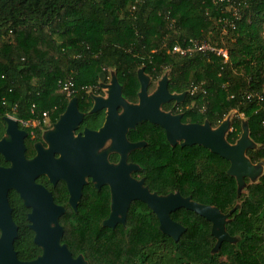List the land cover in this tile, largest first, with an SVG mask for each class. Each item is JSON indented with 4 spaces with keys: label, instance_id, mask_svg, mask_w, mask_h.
<instances>
[{
    "label": "trees",
    "instance_id": "obj_1",
    "mask_svg": "<svg viewBox=\"0 0 264 264\" xmlns=\"http://www.w3.org/2000/svg\"><path fill=\"white\" fill-rule=\"evenodd\" d=\"M191 38L226 49L229 60L172 52ZM140 67L156 78L168 74L178 92L202 84L207 93L200 90L190 99L191 117L201 122L217 127L237 112L230 143L242 136L243 114L258 144L247 156L255 164L264 160V99L246 97H264V0H0V138L10 114L42 118L56 105L65 107L59 80L72 76L81 89L98 85L113 69L124 87L134 88ZM229 167L208 148L191 147V198L223 213L235 209L226 229L237 240L217 252L212 222L189 210L181 221L191 238L163 240L171 254L164 252L162 259L147 251L156 242L151 240L102 238L97 245L66 235L63 242L87 264H264V174L255 182L246 178L239 194ZM9 197L19 227L15 250L20 260H34L42 248L29 228V209L15 191Z\"/></svg>",
    "mask_w": 264,
    "mask_h": 264
},
{
    "label": "flooded vegetation",
    "instance_id": "obj_2",
    "mask_svg": "<svg viewBox=\"0 0 264 264\" xmlns=\"http://www.w3.org/2000/svg\"><path fill=\"white\" fill-rule=\"evenodd\" d=\"M141 70L146 80L144 90ZM114 76L117 77L112 69L98 85L81 89L75 86L72 95L59 90L67 104L61 109L58 105L51 108L46 117L20 119L11 114L6 117L18 123L22 132L18 138H23L27 159L43 155L44 168L36 183L64 209L59 216L64 229L63 244L66 235L92 239L97 245L102 238L151 240L156 242L148 243L147 251L162 256V241L175 240V236L162 229L160 198L180 194L191 199L193 145H184L186 139L180 137V128L209 121L191 117V89L173 90L168 74L156 78L146 67H140L136 80L133 79L137 87H124L117 77L121 92L109 87ZM164 76L168 77L166 93L159 90ZM73 99H76L73 112L57 128ZM163 123L172 131L173 140ZM5 124L0 141L8 137L6 121ZM11 165L0 152V166ZM12 191L21 198L14 189L9 196ZM26 207L28 218L32 208ZM185 210L188 209L170 213V218L185 228L179 240L191 238V230L184 224ZM111 217L113 226H106Z\"/></svg>",
    "mask_w": 264,
    "mask_h": 264
},
{
    "label": "water",
    "instance_id": "obj_3",
    "mask_svg": "<svg viewBox=\"0 0 264 264\" xmlns=\"http://www.w3.org/2000/svg\"><path fill=\"white\" fill-rule=\"evenodd\" d=\"M139 75L144 90L146 80L143 70L140 71ZM167 86L168 77L164 76L159 90L166 93ZM109 87L118 92H121L122 89L116 76H114ZM75 106L76 99H73L68 110L57 123V128L64 125ZM5 121L8 137L0 141V152L12 165L10 167L0 166V264H86L82 255L75 257L67 244L62 243L64 229L59 223V216L63 214L64 209L55 204L52 195L43 186L36 183V177L43 172L44 160H41L43 155L33 160L27 159L25 156L26 148L23 138H21L22 132L18 130V123L10 117H5ZM152 121L161 123L158 119H152ZM229 126V121L222 122L215 129L209 122L181 126L182 134L180 137L186 139L184 145H202L227 159L230 162L228 173L236 178L238 192L241 194L242 188L246 185V178L256 179L262 174L261 169L257 168L247 156V150L254 147V141L249 137L248 125L246 124L242 136L234 144L230 143L226 137ZM166 128L169 138L173 140L172 131L168 126ZM19 134L21 135L20 138H18ZM12 189L20 194L26 206L32 208V212L28 214L29 227L35 232L34 241L42 248V254L31 261L20 260L15 250L19 227L13 219L12 207L9 202V191ZM180 208L194 211L212 222V234L217 239L215 252L219 251L224 242L237 240L226 229L228 219L235 209L229 213H223L216 206L203 204L192 198H184L180 194H176L160 198L158 209L163 231L169 235H174L176 241L184 233L185 228L174 222L170 218V213ZM236 208H239V205ZM112 221L113 218L111 217L105 222V225L113 226Z\"/></svg>",
    "mask_w": 264,
    "mask_h": 264
},
{
    "label": "built area",
    "instance_id": "obj_4",
    "mask_svg": "<svg viewBox=\"0 0 264 264\" xmlns=\"http://www.w3.org/2000/svg\"><path fill=\"white\" fill-rule=\"evenodd\" d=\"M234 10V15L236 18H239V13L237 7L233 8ZM172 52L177 53L183 57H191L192 55L196 53H203L205 55H210V54H215L218 56H221L225 62L229 60V53L226 49L223 48H218L212 44H210L207 41H200L198 39L191 38L189 39L185 45L176 43L172 47ZM58 86L60 87V91L67 93L68 95H72L76 92L75 90V81L74 78L68 77L63 80H59ZM202 91L203 93H207V90L202 86V84H196L193 86L191 89V95H194L198 91ZM247 99L251 100L253 98L263 100L264 97L261 94H255V93H248L247 94ZM35 111V105L32 107V112ZM48 115V111L43 113V117H46Z\"/></svg>",
    "mask_w": 264,
    "mask_h": 264
},
{
    "label": "rangeland",
    "instance_id": "obj_5",
    "mask_svg": "<svg viewBox=\"0 0 264 264\" xmlns=\"http://www.w3.org/2000/svg\"><path fill=\"white\" fill-rule=\"evenodd\" d=\"M42 44H45L44 42H42ZM45 47H46V44L44 45ZM59 83V82H58ZM236 115H237V112H235V111H232L224 120H223V122L224 121H229V123H230V126H229V129L227 130V132H226V137H227V135H228V133L232 130V122H233V120H234V118L236 117ZM238 117H240L241 118V120H242V122H243V132H244V130H245V128H246V118L243 116V114H239L238 115ZM243 134V133H242ZM249 137H250V134H249ZM251 138V137H250ZM256 148H258V144L257 143H255L254 142V147H253V149H256ZM250 149V148H249ZM255 164V163H254ZM256 165V167L257 168H260L261 169V174H264V160H262V161H260L259 163H256L255 164ZM250 179V178H249ZM259 178H256V179H250V180H252V182H255V181H257ZM255 180V181H254ZM245 189H246V185L244 186V188H242V192H244L245 191ZM167 254V253H169L168 252V250L167 251H165V250H163L162 251V256H158V258H161V257H163V255L165 254V253ZM169 254H171V252L169 253ZM172 258V257H171Z\"/></svg>",
    "mask_w": 264,
    "mask_h": 264
}]
</instances>
